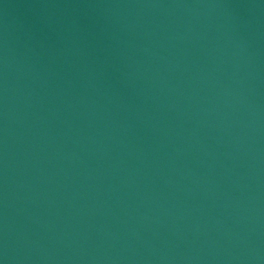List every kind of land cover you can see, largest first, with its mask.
Returning <instances> with one entry per match:
<instances>
[{
    "label": "water",
    "instance_id": "obj_1",
    "mask_svg": "<svg viewBox=\"0 0 264 264\" xmlns=\"http://www.w3.org/2000/svg\"><path fill=\"white\" fill-rule=\"evenodd\" d=\"M0 264H264V0H0Z\"/></svg>",
    "mask_w": 264,
    "mask_h": 264
}]
</instances>
